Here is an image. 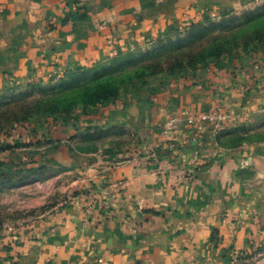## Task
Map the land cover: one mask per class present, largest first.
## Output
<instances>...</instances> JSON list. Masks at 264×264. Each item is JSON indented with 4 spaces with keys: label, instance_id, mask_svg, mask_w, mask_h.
<instances>
[{
    "label": "crops",
    "instance_id": "0c3cea01",
    "mask_svg": "<svg viewBox=\"0 0 264 264\" xmlns=\"http://www.w3.org/2000/svg\"><path fill=\"white\" fill-rule=\"evenodd\" d=\"M263 8L264 0H0V93L109 66L204 15ZM207 78L160 94L137 116L117 106L95 124L132 134V148L56 140L52 166L80 172L74 194L28 227L0 233V264L264 257V143L246 140L264 121V56L247 70ZM207 114L226 120L193 119ZM169 137L179 143L174 151L162 148Z\"/></svg>",
    "mask_w": 264,
    "mask_h": 264
},
{
    "label": "rangeland",
    "instance_id": "374dc122",
    "mask_svg": "<svg viewBox=\"0 0 264 264\" xmlns=\"http://www.w3.org/2000/svg\"><path fill=\"white\" fill-rule=\"evenodd\" d=\"M198 19L172 38L109 66L0 93L1 234L10 235L39 221L74 194L72 185L80 172L52 166L51 158L61 146L56 140L94 133L96 143L84 142L93 150L106 151L112 145L132 148V134L95 126L110 117L114 107L137 116L170 89L260 63L264 8ZM251 132L248 142L264 143V121ZM249 264H264V257Z\"/></svg>",
    "mask_w": 264,
    "mask_h": 264
},
{
    "label": "built area",
    "instance_id": "2783aa9c",
    "mask_svg": "<svg viewBox=\"0 0 264 264\" xmlns=\"http://www.w3.org/2000/svg\"><path fill=\"white\" fill-rule=\"evenodd\" d=\"M193 119L196 120L199 123L200 122H217V121H225L226 117L224 115H222V114H218V115L217 114H207V115H203V116H198V117L193 118ZM169 123H170V126H171L169 131L176 132L177 131V121H176V119H170ZM215 128H216L217 131H223L225 127H224V125L220 124V125H217ZM165 134H167V133H165ZM176 143H178L176 137L175 138L169 137L166 140V145L162 146V148L168 149L170 151H174L176 149ZM181 144H183V142ZM89 210H90L89 207L85 208L86 212H88Z\"/></svg>",
    "mask_w": 264,
    "mask_h": 264
},
{
    "label": "trees",
    "instance_id": "16d2710c",
    "mask_svg": "<svg viewBox=\"0 0 264 264\" xmlns=\"http://www.w3.org/2000/svg\"><path fill=\"white\" fill-rule=\"evenodd\" d=\"M79 72V71H78ZM96 135L93 133H91V135L89 134V135H87V136H83V135H80L79 136V139H81L83 142H94V140H95V137Z\"/></svg>",
    "mask_w": 264,
    "mask_h": 264
}]
</instances>
